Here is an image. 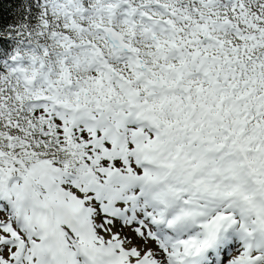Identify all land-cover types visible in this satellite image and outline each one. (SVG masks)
I'll return each instance as SVG.
<instances>
[{"label":"snow or ice","instance_id":"1","mask_svg":"<svg viewBox=\"0 0 264 264\" xmlns=\"http://www.w3.org/2000/svg\"><path fill=\"white\" fill-rule=\"evenodd\" d=\"M13 7L0 264H264V0Z\"/></svg>","mask_w":264,"mask_h":264},{"label":"trees","instance_id":"2","mask_svg":"<svg viewBox=\"0 0 264 264\" xmlns=\"http://www.w3.org/2000/svg\"><path fill=\"white\" fill-rule=\"evenodd\" d=\"M15 0H0V20L8 22L14 15Z\"/></svg>","mask_w":264,"mask_h":264}]
</instances>
